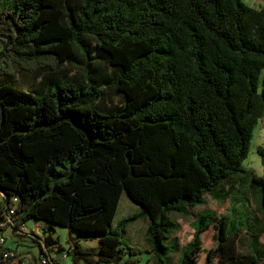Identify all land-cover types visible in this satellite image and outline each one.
<instances>
[{
	"label": "trees",
	"instance_id": "trees-1",
	"mask_svg": "<svg viewBox=\"0 0 264 264\" xmlns=\"http://www.w3.org/2000/svg\"><path fill=\"white\" fill-rule=\"evenodd\" d=\"M0 44V221L12 211L1 231L18 233L32 219L72 233L64 247L24 230L38 262L55 264L54 248L70 264H137L142 252L167 264L173 241L178 264H264L261 250H241L230 209L195 218L182 244L169 217L186 216L205 195L222 204L221 185L237 173L259 189L264 216V145L255 148L263 174L241 168L264 126V7L0 0ZM16 71L30 74V91L13 84ZM57 82L58 92L45 93ZM122 195L149 220L147 248L122 244L125 225L141 216L113 224ZM259 221L250 232L264 238ZM88 240L96 251L79 247Z\"/></svg>",
	"mask_w": 264,
	"mask_h": 264
},
{
	"label": "rangeland",
	"instance_id": "rangeland-1",
	"mask_svg": "<svg viewBox=\"0 0 264 264\" xmlns=\"http://www.w3.org/2000/svg\"><path fill=\"white\" fill-rule=\"evenodd\" d=\"M244 4L247 6L256 9V6L250 1V0H243ZM1 49V44H0ZM13 84L19 87L20 89L24 91H30L31 84H32V78L30 77V74L22 71H16L13 77ZM61 83H53L51 85H47L45 87V93L50 91H57L58 92V86H60ZM33 86V85H32ZM35 87V85L33 86ZM119 98L116 96L113 98V103L118 104ZM263 122L259 121L257 125L255 126L252 138L249 142L248 147V154L246 157V161H243V164H249L252 167H254V164H256V167L259 165V157L255 153V148L257 146H260L263 144ZM250 161L251 163H247ZM61 168V166H60ZM247 175V174H246ZM245 177V175H244ZM243 189H247L246 185L242 186ZM254 189L259 192V189L255 186ZM260 196V195H259ZM231 204V203H230ZM140 211L139 207L137 205H134L131 203L124 195L121 196L118 208L115 212V216L113 218V224L116 225L117 222L124 217H127L129 215H132L134 213H138ZM215 212H203L202 215L206 217V222H209ZM261 215L263 216L262 212ZM264 217V216H263ZM231 225L230 227H234L236 230L245 229V226L249 225L246 223L244 212H241L240 215H237L235 211L231 209V217H230ZM33 220L29 219L25 222L24 227L30 228L32 226ZM55 228V235L58 236L60 243L65 247L63 238L65 236L66 229L58 226V225H51ZM259 230H262L264 232V222L262 220L259 221ZM125 234L122 238V244H129V245H136L141 248H147V237L145 235V221L144 218L141 216H138L136 220L128 222L125 227ZM10 230V229H9ZM191 225L187 221L180 222L178 230L174 233V235L177 237L180 244L184 243L186 240L190 238L191 233ZM11 231V230H10ZM12 232V231H11ZM13 233V232H12ZM27 232L24 230L18 231L15 236H13L11 233L4 234L5 235V241L2 243L4 246H7L9 248L16 247V254L17 256L27 255L25 256L26 260H24V264H35V246L33 245L34 242L27 236ZM87 244L91 246L92 244L96 243L95 240H88ZM252 242L251 250L257 254V250H261L264 252V248L260 244H254V239L251 238L250 240ZM257 248V249H256ZM168 262L167 264H178V256L179 253L175 248L174 242L170 241L168 242ZM139 261L137 264H159L157 259L152 256L151 253L148 252H142L138 255ZM60 264H70V256L64 259ZM100 264H111V263H100Z\"/></svg>",
	"mask_w": 264,
	"mask_h": 264
},
{
	"label": "crops",
	"instance_id": "crops-1",
	"mask_svg": "<svg viewBox=\"0 0 264 264\" xmlns=\"http://www.w3.org/2000/svg\"><path fill=\"white\" fill-rule=\"evenodd\" d=\"M250 1L256 6V9L264 7V0H250ZM262 133H263V144L260 146L264 145V128L262 130ZM244 161H246V158ZM243 163L244 162L241 163V168L243 172L251 173L254 176H261L263 174V168L261 166V163H259L258 167H256V164H254V167H252L249 164L245 165ZM247 163H251V162L248 161ZM243 185H246L247 189H243L242 188ZM221 190L224 193V199H223L224 202L222 204H220L219 202H216L214 199H211L209 196L205 195L203 197V204L196 206L192 208L191 210H189L186 216H180L177 213L171 212L169 214L170 219L175 221L178 224V228H179L180 222L187 221L190 223V225H192L193 220L195 218L204 217V219H206V217L202 215L203 212H218V211L220 212L225 208L230 209V210L232 209L233 211L236 212L237 215H240L241 212H244L246 221H249V219L250 221L248 222L249 225L247 226V228L241 229L238 234L239 242L241 244L240 245L241 250L244 252L248 251V249L251 247V242H250L251 238H256L257 240H259L260 245H262L264 248V238L262 237V232L260 233L250 232V229H253V228L255 230L258 229L256 224L254 223H256L258 219L264 222V217L261 215V209L259 207V192H257L254 189V187L250 184L249 176L246 175V173H237V174L231 175L230 177H228L227 179L223 181L221 185ZM138 213L141 215V217L144 218L145 229H146V226L149 220L147 216L142 214L141 209ZM251 222L253 223L250 224ZM22 228H24V230L26 231H29V230L33 231L37 236H39V238H41L42 236H44L46 233L49 232L50 237L52 239H57L58 242L60 243L58 236L55 235V228L54 227L50 228L43 222L33 221L32 226L30 228L24 227V224L22 225ZM178 228L175 229L174 232L172 233L171 235L172 238L175 237L174 233L176 232V230H178ZM8 232L11 233L13 236L17 234L16 232L12 233L9 229H3L1 231V235L4 237V241H5L4 234H7ZM64 232H65V236L63 238L64 240L68 236H72V233H68L67 230ZM87 242L89 241H79L78 245L83 250H92V251L97 250V243H94V245L92 244L91 246H89ZM146 247H148V245ZM179 247L180 246L178 245V248H177L178 253H180ZM4 248L11 249L12 251L11 253L14 254V258L12 259V261L8 260V264H14V262L17 261L18 259L21 262H24V260H26L25 256L27 255V253H25V255L17 256L16 247L9 248L7 246H4V244L0 245V253L3 251ZM47 252L55 264H60L64 259L69 257V255H66L62 251L58 252L54 248L53 249L47 248ZM36 258H37V247H35V259ZM35 264H40L38 262V258L36 259ZM79 264H85V263L82 261H79Z\"/></svg>",
	"mask_w": 264,
	"mask_h": 264
},
{
	"label": "built area",
	"instance_id": "built-area-1",
	"mask_svg": "<svg viewBox=\"0 0 264 264\" xmlns=\"http://www.w3.org/2000/svg\"><path fill=\"white\" fill-rule=\"evenodd\" d=\"M12 211L10 210L8 212V214L5 216V218H3V220L0 221V243H2L4 241L3 236L1 235V228L5 227V226H10L12 225V221L11 218L9 216V214H11ZM7 255H11L10 252H4L3 256H7ZM40 264H45L47 262L46 258L44 256H41L39 259ZM14 264H24V262L21 261H15Z\"/></svg>",
	"mask_w": 264,
	"mask_h": 264
}]
</instances>
